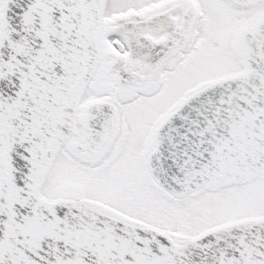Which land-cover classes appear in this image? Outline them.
Here are the masks:
<instances>
[{
    "label": "snow or ice",
    "instance_id": "6c2138e0",
    "mask_svg": "<svg viewBox=\"0 0 264 264\" xmlns=\"http://www.w3.org/2000/svg\"><path fill=\"white\" fill-rule=\"evenodd\" d=\"M0 264H264V0H0Z\"/></svg>",
    "mask_w": 264,
    "mask_h": 264
}]
</instances>
